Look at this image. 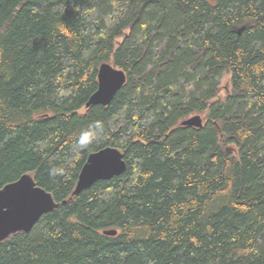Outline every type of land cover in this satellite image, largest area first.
<instances>
[{
	"label": "trees",
	"instance_id": "16d2710c",
	"mask_svg": "<svg viewBox=\"0 0 264 264\" xmlns=\"http://www.w3.org/2000/svg\"><path fill=\"white\" fill-rule=\"evenodd\" d=\"M107 147L125 172L73 196ZM24 174L58 207L0 264H264V0H0V190Z\"/></svg>",
	"mask_w": 264,
	"mask_h": 264
},
{
	"label": "water",
	"instance_id": "95a60500",
	"mask_svg": "<svg viewBox=\"0 0 264 264\" xmlns=\"http://www.w3.org/2000/svg\"><path fill=\"white\" fill-rule=\"evenodd\" d=\"M97 82L96 91L85 104L86 109L92 106L108 107L125 85L126 75L122 70L104 63L98 69ZM180 126L200 129L203 120L199 115H194L182 121ZM125 170L126 163L118 149L107 147L91 153L80 170L72 195H79L98 181L119 177ZM57 207L51 194L38 187L28 174L5 185L0 190V242L17 233H29L41 216ZM104 234L113 237L117 232L110 230Z\"/></svg>",
	"mask_w": 264,
	"mask_h": 264
},
{
	"label": "clouds",
	"instance_id": "9594fccd",
	"mask_svg": "<svg viewBox=\"0 0 264 264\" xmlns=\"http://www.w3.org/2000/svg\"><path fill=\"white\" fill-rule=\"evenodd\" d=\"M102 132V123L99 121L93 122L88 126L87 130L80 133L77 139V145L80 147L86 146L90 141L95 140Z\"/></svg>",
	"mask_w": 264,
	"mask_h": 264
},
{
	"label": "rangeland",
	"instance_id": "374dc122",
	"mask_svg": "<svg viewBox=\"0 0 264 264\" xmlns=\"http://www.w3.org/2000/svg\"><path fill=\"white\" fill-rule=\"evenodd\" d=\"M221 87L222 88H227L228 87V78L227 77H224L223 80H222V84H221ZM228 89V88H227ZM225 93L224 90L221 91V95H223ZM201 117V116H200ZM202 118V117H201ZM230 150L234 151V147L233 146H230Z\"/></svg>",
	"mask_w": 264,
	"mask_h": 264
}]
</instances>
